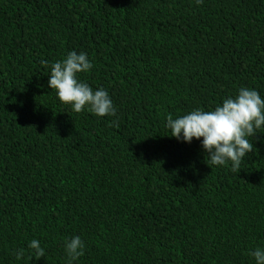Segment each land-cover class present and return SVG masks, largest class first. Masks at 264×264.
I'll return each instance as SVG.
<instances>
[{
    "label": "trees",
    "instance_id": "1",
    "mask_svg": "<svg viewBox=\"0 0 264 264\" xmlns=\"http://www.w3.org/2000/svg\"><path fill=\"white\" fill-rule=\"evenodd\" d=\"M72 51L115 116L49 87ZM241 88L264 99V0H0V264H69L75 236L72 264H255L264 127L236 172L166 127Z\"/></svg>",
    "mask_w": 264,
    "mask_h": 264
},
{
    "label": "clouds",
    "instance_id": "2",
    "mask_svg": "<svg viewBox=\"0 0 264 264\" xmlns=\"http://www.w3.org/2000/svg\"><path fill=\"white\" fill-rule=\"evenodd\" d=\"M196 2L201 4L203 0ZM41 63L47 66V61ZM92 67L85 53L72 51L64 60L51 65L49 87L55 90L60 103L71 106L75 113L87 109L97 117L115 116L116 109L108 93L102 88L94 91L77 78L78 74L88 72ZM166 127L171 130V137L182 138L189 144L193 139L202 138V148L208 153L210 163L223 166L231 162L232 171L236 172L240 170L242 159L254 150L249 138L264 127V99L254 89L241 88L235 98L224 99L222 106L214 110L197 109L176 119L169 115ZM84 247L79 236L65 242L69 264L84 255ZM29 249L37 259L45 255L37 239L30 241ZM23 254V249L15 253L18 260ZM250 255L255 264H264V249L256 248Z\"/></svg>",
    "mask_w": 264,
    "mask_h": 264
}]
</instances>
